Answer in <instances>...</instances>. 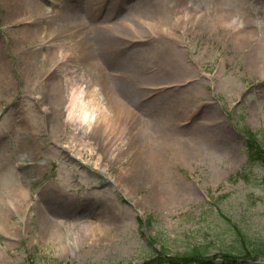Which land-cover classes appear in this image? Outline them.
<instances>
[{
    "label": "rangeland",
    "instance_id": "1",
    "mask_svg": "<svg viewBox=\"0 0 264 264\" xmlns=\"http://www.w3.org/2000/svg\"><path fill=\"white\" fill-rule=\"evenodd\" d=\"M144 1L126 0L129 10L114 17L102 9L101 23L112 28L98 29L89 0L17 28L12 18L30 17L32 6L6 9L0 0V264H173L193 247L210 264H264V165L242 137L249 131L264 148V0H152L161 7L153 12ZM222 16L235 26H221ZM119 20L145 43L128 40L133 32ZM55 30L77 55L69 78L96 82L125 113L114 131H124L119 150L129 153L116 161L99 127H82L79 109L67 120V58H54ZM28 31L30 51L14 38ZM122 44L131 60L122 53L115 62L110 47ZM159 83L184 89L137 101L145 84ZM142 155L157 172L152 179L140 170ZM239 236L254 256L216 254Z\"/></svg>",
    "mask_w": 264,
    "mask_h": 264
},
{
    "label": "bare ground",
    "instance_id": "2",
    "mask_svg": "<svg viewBox=\"0 0 264 264\" xmlns=\"http://www.w3.org/2000/svg\"><path fill=\"white\" fill-rule=\"evenodd\" d=\"M151 1L152 0H147L148 4L146 1H144V4H143L145 5L144 10L153 12L161 8L159 4H157L156 2L152 3ZM22 3H23V6H22ZM25 3L26 4L30 3V5L32 6V10H30L32 14L30 15V17H26L24 13H23V16L18 15V17L17 16L13 17L12 18L13 23L11 24L12 26H15L16 28L21 27L23 23H26L24 21L29 20L31 24H36L38 22H41L45 18H48V19L49 17L51 18L53 14L55 13V12H52L53 13L52 15H48L49 12L37 0H29L28 2H25ZM25 3L23 0H5L6 9H13L11 7H15V6L24 7ZM78 3L79 2H77L76 4ZM115 3H118V2H115ZM138 4H139V1L137 5ZM137 8L142 9L140 8V5H138ZM226 18H227L226 16H222L218 18V20L221 22L220 23L221 26L234 27L235 25H232L231 19L229 20ZM182 20L183 22H185L184 19ZM104 23L105 22L99 25H95V26L98 29L112 28V26H109V24H104ZM157 23L161 24L160 25V28H161L166 23V21L163 22L159 20ZM118 25L124 27L125 29H129L130 31L133 32V35L128 37L129 38L128 40L135 41V40L145 39L144 36L140 34L139 32H134L133 30L134 26L131 22H129V20L128 22L125 20H121ZM236 26H239V23H237ZM90 30L93 31L92 27L90 28ZM163 32H159V33H163ZM150 33H152L153 36L157 35V33L154 31H151ZM32 36H34L33 32L28 31V36L17 34L14 38H15V42H17L22 49L25 46V48H28L30 51V48L28 47V41L32 38ZM58 36H59V32L58 30H55L54 37H52L53 39L50 40L49 42L52 43L50 45V48L54 49L55 51L54 58H57V57L60 59L67 58L65 59V61L63 60L61 62L62 69L60 70V78L62 79L61 82L64 83V88L62 87L63 88L62 92H63V97L65 98V102H66L65 105L63 104V110L64 112L67 113L66 114L67 120H72L75 117V114H76L75 111L79 109L81 111V114H79L78 118H80V122L81 124H83L82 127H85V129L90 130L92 126H98L99 129L101 130L100 134L103 137L102 139L104 141L105 148L108 151L110 160L114 159V161H116V159H118L120 155L129 153L127 150H119V146L122 142L121 140L124 136V131L120 129H117L116 131H114V127L116 123L118 125V122H119L118 119L120 118L123 119L125 117V113L122 110H120V108L117 105L115 106L111 104L108 105L106 101V97L102 96L101 94L102 92L101 86L99 87V85L96 82H92L90 79H86V78H80V79H78L77 77H75V79L69 78L74 71V68L72 65L73 59L76 58L77 55L75 56L74 53L72 52L74 51V48L69 49V48L62 47L63 43L58 38ZM104 36H105L104 38L107 39L110 36H112V33H110L109 35L105 33ZM245 39L247 38H244L239 41L238 39H235V40L237 43L238 42L245 43L246 42ZM80 55L81 54L79 53V56ZM246 57L248 58L249 56L247 55ZM56 62L57 61H55L54 63L53 61L49 65V67L52 68L53 66H55ZM161 84H165V83H159L156 85H161ZM147 160L148 159H146L142 155V158H141L142 162L139 161L138 163H143L140 168L141 172L146 177L152 179V177H154L157 172L155 171L154 167H148L146 165ZM155 161L157 162L159 161V159L155 158L153 166L155 165ZM122 175H125V172H122ZM134 176H138V178H142L143 180H145V177H143L142 175L134 174ZM128 191L126 192L128 193ZM94 226H92L90 229L91 230L94 229ZM96 227L97 228L95 229L97 230V232L101 234L106 232V230L102 226H99L97 224ZM95 229L91 231L92 235L95 234ZM58 231L59 230H53L52 232L54 234H57L58 237H60Z\"/></svg>",
    "mask_w": 264,
    "mask_h": 264
},
{
    "label": "trees",
    "instance_id": "3",
    "mask_svg": "<svg viewBox=\"0 0 264 264\" xmlns=\"http://www.w3.org/2000/svg\"><path fill=\"white\" fill-rule=\"evenodd\" d=\"M232 244L224 247L223 245L218 249L217 253L225 258L227 261H233L240 256H254L257 253V248L250 244L244 237L239 236L234 237L231 241ZM208 252L204 251L202 248H189L184 253L178 256L181 262H189L192 260L203 259L206 257ZM264 256V253H263Z\"/></svg>",
    "mask_w": 264,
    "mask_h": 264
}]
</instances>
